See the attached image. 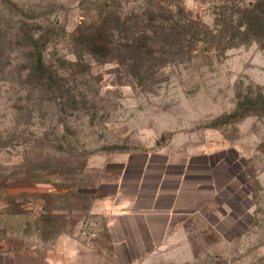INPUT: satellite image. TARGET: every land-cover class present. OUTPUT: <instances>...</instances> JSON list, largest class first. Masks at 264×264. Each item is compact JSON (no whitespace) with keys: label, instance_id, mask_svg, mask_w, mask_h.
Masks as SVG:
<instances>
[{"label":"rangeland","instance_id":"rangeland-1","mask_svg":"<svg viewBox=\"0 0 264 264\" xmlns=\"http://www.w3.org/2000/svg\"><path fill=\"white\" fill-rule=\"evenodd\" d=\"M95 1L0 0V256L66 238L119 264L99 184L130 156L203 149L239 173L227 234H240L218 247L198 220L193 264H264V34L220 52L195 42L141 78L79 55L72 34L96 19ZM183 1L212 25V0ZM39 51L58 83L31 74Z\"/></svg>","mask_w":264,"mask_h":264},{"label":"crops","instance_id":"crops-1","mask_svg":"<svg viewBox=\"0 0 264 264\" xmlns=\"http://www.w3.org/2000/svg\"><path fill=\"white\" fill-rule=\"evenodd\" d=\"M238 174L225 154L209 150L130 156L96 189L119 264H193L198 220L218 247L228 246L240 234H227L235 227L228 192ZM0 264H108V258L97 248L61 238L51 248L8 252Z\"/></svg>","mask_w":264,"mask_h":264},{"label":"trees","instance_id":"trees-1","mask_svg":"<svg viewBox=\"0 0 264 264\" xmlns=\"http://www.w3.org/2000/svg\"><path fill=\"white\" fill-rule=\"evenodd\" d=\"M228 1L212 0V25L188 9L183 0L95 1L100 3L94 9L96 19L86 15L71 40L79 55L82 52L99 62L135 65L134 73L151 78L170 58L190 52L195 42L211 40L209 48L220 52L245 44L252 37L261 38L264 0ZM125 3L134 6L126 7ZM30 67L40 86L51 80L58 83L61 78L59 71L46 62L43 52L35 54Z\"/></svg>","mask_w":264,"mask_h":264}]
</instances>
